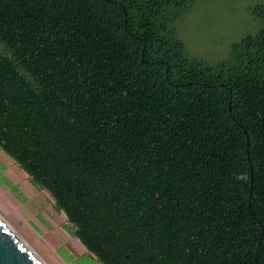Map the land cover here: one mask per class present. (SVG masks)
Here are the masks:
<instances>
[{"label": "trees", "instance_id": "trees-1", "mask_svg": "<svg viewBox=\"0 0 264 264\" xmlns=\"http://www.w3.org/2000/svg\"><path fill=\"white\" fill-rule=\"evenodd\" d=\"M195 2L0 0V150L73 264H264V6L208 64L177 37Z\"/></svg>", "mask_w": 264, "mask_h": 264}, {"label": "rangeland", "instance_id": "rangeland-1", "mask_svg": "<svg viewBox=\"0 0 264 264\" xmlns=\"http://www.w3.org/2000/svg\"><path fill=\"white\" fill-rule=\"evenodd\" d=\"M260 5L264 0H196L175 22L177 37L189 56L215 64L228 56L232 43L254 32L251 11ZM0 218L43 264H73L70 256L87 253L49 194L33 186L1 150Z\"/></svg>", "mask_w": 264, "mask_h": 264}, {"label": "water", "instance_id": "water-1", "mask_svg": "<svg viewBox=\"0 0 264 264\" xmlns=\"http://www.w3.org/2000/svg\"><path fill=\"white\" fill-rule=\"evenodd\" d=\"M0 264H43L1 218Z\"/></svg>", "mask_w": 264, "mask_h": 264}, {"label": "bare ground", "instance_id": "bare-ground-1", "mask_svg": "<svg viewBox=\"0 0 264 264\" xmlns=\"http://www.w3.org/2000/svg\"><path fill=\"white\" fill-rule=\"evenodd\" d=\"M10 228V227H9ZM11 229V228H10ZM12 230V229H11ZM13 231V230H12ZM14 232V231H13ZM15 233V232H14ZM24 243V242H23ZM25 244V243H24ZM26 245V244H25ZM27 246V245H26ZM28 247V246H27ZM29 248V247H28Z\"/></svg>", "mask_w": 264, "mask_h": 264}]
</instances>
